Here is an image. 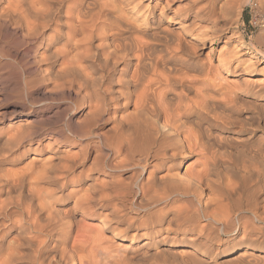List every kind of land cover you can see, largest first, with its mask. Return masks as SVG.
<instances>
[{"label": "bare ground", "instance_id": "bare-ground-1", "mask_svg": "<svg viewBox=\"0 0 264 264\" xmlns=\"http://www.w3.org/2000/svg\"><path fill=\"white\" fill-rule=\"evenodd\" d=\"M189 1L1 2L41 82L85 120L36 146L7 129L0 264H264V147L244 160L221 139L264 140V42L235 31L264 0ZM13 147L11 163L35 159L6 168Z\"/></svg>", "mask_w": 264, "mask_h": 264}, {"label": "rangeland", "instance_id": "rangeland-1", "mask_svg": "<svg viewBox=\"0 0 264 264\" xmlns=\"http://www.w3.org/2000/svg\"><path fill=\"white\" fill-rule=\"evenodd\" d=\"M188 1L189 0H174L173 9L185 8L188 5ZM192 1L194 0H190L189 2ZM206 1L208 2V0ZM206 1L201 0V5L207 3ZM239 1L244 2L245 0ZM1 2H4V0H0V5ZM185 4L186 6L184 7ZM251 4L252 3L247 4L243 9L242 17L237 23L235 31L246 43L258 38L264 42V17H262L264 13L253 4L251 7ZM257 22L258 25L256 24ZM221 46L222 43L214 47V54H216L218 49L220 50ZM207 47H209V45H207ZM35 50L34 47L30 46L23 32L16 29L13 19L0 18V149L5 147L3 142L9 127H18V125L22 124L21 126L23 129H30L29 131L35 132V138L32 142H34L33 146H36V144H38L37 142H46L47 138L50 137L48 134L57 131L68 133L67 128L71 126L79 132V125L77 123L85 120V115L80 109H72L71 102L74 100L73 96L55 92L50 86L41 82L40 77L37 76L38 71L33 67ZM207 51L208 49L204 50L199 55V59L206 61ZM109 129V125L101 124L97 132L106 133ZM259 133L260 130H256L249 135L247 133L236 134L223 130L221 131V139L223 142H226V145H224L225 143L223 142L222 144L228 148L223 147L226 150L228 149V152L234 154H236V148L237 150L240 148V151L246 148L242 150L244 152L241 155L242 157L247 151L249 152L248 155L252 154L255 150L264 147V140H259ZM231 137H237V141H231V139H229ZM244 138H247L249 141ZM238 139L241 142H239ZM227 142H230L229 145H227ZM233 142L236 143V145ZM21 144L22 146H26L28 142L23 141ZM233 145L236 148H234ZM59 148L63 150L66 146L61 147L60 145ZM14 152L13 147L8 155H5L6 160H4V162L9 163H2L6 168L13 171L17 168L24 167L30 159L34 158L35 154L30 152L26 157L21 159L19 163H14V161L11 163L10 160L14 158ZM245 156H247V154H245L242 159L245 160ZM193 160V157L189 159L188 164L193 162ZM129 173L131 172L126 170L125 172L116 173L115 175H120L121 178L123 177L122 179L128 181L127 178L130 176ZM117 243L125 245L128 244V241Z\"/></svg>", "mask_w": 264, "mask_h": 264}]
</instances>
